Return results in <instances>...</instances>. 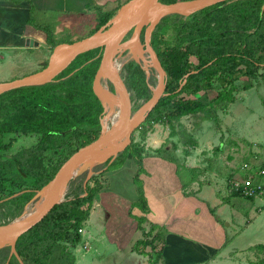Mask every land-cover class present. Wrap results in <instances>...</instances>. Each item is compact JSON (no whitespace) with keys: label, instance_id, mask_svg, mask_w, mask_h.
Returning a JSON list of instances; mask_svg holds the SVG:
<instances>
[{"label":"trees","instance_id":"obj_1","mask_svg":"<svg viewBox=\"0 0 264 264\" xmlns=\"http://www.w3.org/2000/svg\"><path fill=\"white\" fill-rule=\"evenodd\" d=\"M6 1L14 5H19L22 1L30 3L29 0ZM128 1L130 0L122 5ZM182 1L191 0H160L163 4ZM263 4L264 0H237L212 6L187 18L172 16L161 21L154 33L152 47L167 74L168 96L163 97L148 116L142 131L139 132L137 142L134 139L106 170L91 178L85 189L83 188L85 176L72 181L65 202L55 206L41 222L18 239L16 251L23 264H75L74 250L83 240L79 231L84 229L101 194L111 193L115 187L122 192L120 189L124 186L118 179L131 172L127 169L124 174L123 169L131 163L136 167L131 179L136 200L130 202L128 216L133 219V211L137 209L140 212L135 221L137 231L141 233V239L132 245L131 250L148 257L150 264L164 262L167 231L149 223L146 218L150 209L140 178L144 174L142 161L147 154L145 147L142 146L143 140L154 125H164L170 131V138L181 134L179 140L184 145L190 144L194 147V139L182 130L180 124L182 118L203 114L208 119L216 120L218 110L224 112L234 103L236 84L240 78H245L242 84L243 91L250 90L253 82L261 80L264 84V73L259 72L264 65ZM117 12L118 8L100 15L94 32L107 25ZM30 26L32 25L29 18L26 27L29 29ZM27 28L25 38H31L33 35L27 34ZM37 30L44 36L34 34L35 37L39 36L38 39L51 48L62 44L53 42L45 29ZM97 52L93 50L76 57L62 72L63 76H70L73 73L62 83L66 85L68 105L72 108H79V104L69 100V97L76 96L80 89L91 92V81L99 61L88 65L85 63L94 59ZM192 72L194 73L191 74ZM188 74L190 75L181 87ZM19 91L14 90L0 96V101L4 99L9 103L7 110L0 109V200L12 197L26 188L35 192L40 190L54 178L64 162L80 147L89 145L97 139V131L94 138L90 139L77 135L84 126L80 121L86 119L85 114H88L86 110H50L52 107L60 106L54 100L48 99L52 93L48 86L26 89L32 95L28 103L34 110H11L10 103ZM143 96L145 101L150 98L144 72ZM18 118L20 123L25 122L24 118L28 121L19 124ZM89 119L92 128H99L96 114ZM31 134L36 138V144L34 157L29 162L20 163L15 161L17 158L14 155L8 156L16 137ZM171 147L173 151L177 150V144L171 143ZM153 154L178 165L176 156L165 148H159ZM106 166L107 163L97 170L100 171ZM260 168H264V163ZM15 169L22 171L27 178H22L14 172ZM110 173H115V176ZM35 192L14 198L8 204H16L21 200L22 204L27 203L34 197ZM5 193L8 195L4 198ZM257 249L262 251L264 246ZM218 253L213 252L212 256ZM8 256V248L1 250L0 264H5ZM8 264L19 262L12 257ZM251 264H264V257Z\"/></svg>","mask_w":264,"mask_h":264},{"label":"rangeland","instance_id":"obj_2","mask_svg":"<svg viewBox=\"0 0 264 264\" xmlns=\"http://www.w3.org/2000/svg\"><path fill=\"white\" fill-rule=\"evenodd\" d=\"M2 1L5 0H0V2ZM126 1L45 0L44 9H38L35 4L30 2L28 4L32 5V8L28 18H30L32 26L27 28V34L34 35V31L37 29H45L55 43L70 44L81 41L91 34L98 24L100 15L114 11ZM7 9H2V11ZM43 44L46 43L41 41L39 47L35 48L36 46L33 45L34 47L30 46L29 50L0 49V83L20 79L38 71V63L46 61L50 56L51 47L48 49ZM259 72L264 73V65ZM155 77V75L151 77L154 84L157 82ZM244 79H240L236 84L234 103L230 104L224 112L218 110L216 120L208 119L203 114L180 120L182 130H185L187 135L189 134L194 139V147L190 144L184 145L179 140L182 137L181 134L170 138V131L164 125H154L142 143L147 153L146 156H155L153 153L159 148H165L176 156L178 159V165L175 164L176 174L184 187V192L197 195L196 189H201L202 196L212 189L213 198L220 201V205L215 204L214 199L207 201V204L211 207L210 210L225 232L226 244L223 249H219L216 256H209L213 260L204 264H247V261L250 264L256 262L260 254V258L264 257V253L255 248L264 245V211H259L262 203L260 204L258 200L251 201L231 195L227 187L229 181L242 175L241 170L245 164L260 168L264 163V84L261 80L253 82V87L250 90L243 91ZM134 139L136 142L139 140L137 134ZM30 141V139L17 141L10 148V154L14 153L15 148L28 145ZM171 143L177 144L176 151H173ZM113 168L110 167V169ZM110 175L115 176V173H110ZM126 178L125 176L121 177L120 184L125 189L121 187L120 190L128 197H132L134 191ZM222 180H225L226 183L224 188ZM192 181L196 185L191 186ZM7 195L8 193H5L3 197L5 198ZM113 200L119 202V199L115 197ZM114 210L118 221H122L124 210L121 211L117 208ZM97 212L94 211L86 221V235L89 236L86 242L88 250L80 253L74 252L75 264H150L148 257L131 250L132 245L141 239L140 232L137 231L133 234L127 246L119 244L115 246L110 242L105 231L106 216L102 215L101 219V215H96ZM133 214L134 217L131 220L136 222L135 217L140 216V212L135 209ZM100 220L101 222H99ZM100 226L101 229H97ZM95 227L102 232L104 229V235L109 242L104 238H95L89 234V231L93 232ZM101 234L98 233V236ZM168 238L167 234L164 249L170 248L176 243V241L168 242ZM184 238L194 241L187 236ZM84 243L85 236L78 247ZM181 244L184 247L191 246L188 242ZM158 246L159 244H157ZM209 247L212 248V246ZM185 263L189 262L185 261ZM162 264H167L165 259Z\"/></svg>","mask_w":264,"mask_h":264},{"label":"water","instance_id":"obj_3","mask_svg":"<svg viewBox=\"0 0 264 264\" xmlns=\"http://www.w3.org/2000/svg\"><path fill=\"white\" fill-rule=\"evenodd\" d=\"M231 1L237 0H191L173 4H163L160 0H130L119 8L115 17L106 26L101 27L93 35L71 44L57 45L48 65L42 71L11 82L0 83V96L21 88L45 86L51 83L76 57L104 47L100 67L93 81V91L106 109L105 111L113 117L110 126L107 125V121L102 122V132L98 139L70 156L54 178L35 192L34 197L18 217L0 226V251L9 249L5 264H8L12 257H15L19 264H23L16 251L18 239L41 222L55 206L65 202L72 181L85 176L83 182L85 189L91 178L106 170L107 166L130 146L134 131L146 121L160 100L168 96L165 93L167 74L150 45L151 35L160 22L172 16L187 18L204 9ZM262 11H264V4ZM106 27L108 28L103 31ZM143 28H146V32L144 45H141L139 36ZM132 29L129 40L121 44ZM26 41L25 38L26 45L38 46V43L32 39H29L28 43ZM125 51H128L127 57L130 60L138 61L143 55V71L146 78L149 79L153 71L157 79L156 85L149 87L151 97L134 113H131L124 101L119 104L118 98L113 97L101 84L102 81L110 80L115 85L117 93L123 97L125 90L118 78V68L113 60L119 52ZM146 58L149 60L146 61ZM189 75L185 76L181 87ZM106 163L107 166L104 169L95 172V169Z\"/></svg>","mask_w":264,"mask_h":264},{"label":"crops","instance_id":"obj_4","mask_svg":"<svg viewBox=\"0 0 264 264\" xmlns=\"http://www.w3.org/2000/svg\"><path fill=\"white\" fill-rule=\"evenodd\" d=\"M30 2L33 5L35 4L38 9L45 8V0H30ZM28 3V1H22L19 5H14L6 0L0 2V46L2 42L4 44H16L17 41L21 40L24 41L26 46V22L29 19V11L32 6H29ZM9 7L11 8L7 9ZM2 9L7 10L2 11ZM38 31H34L36 36L38 34H41V37L44 36ZM35 35L31 38H26V42L28 43L29 39H32L34 42L41 44L42 40L38 39V37L36 38ZM142 164L144 174L140 178L143 182L144 194L150 209V213L146 217L147 221L166 229L169 235L168 242L176 241L170 248L164 249L163 256L167 264H204L213 260L209 256H212L213 252H219V249H223L227 240L222 226L219 225L216 216L210 210L211 207L207 204V201L214 199L213 190L211 189L210 192L204 193L202 196L201 189H196L197 195H190L187 191L184 192V187L176 174L175 164L166 159L157 156H144ZM135 168L132 163L124 168V174L127 169L129 172L131 171L125 175L129 185H131ZM194 185L196 183L192 181L191 186ZM222 187H226L225 180H222ZM123 189L125 188L123 187ZM113 197L119 199V202L113 200ZM135 200V195L128 197L127 194L119 192L115 187L111 193L101 194L99 201L94 205L91 214L94 211H98L96 215H101V219L103 218L102 215L106 216L105 231L110 242L115 246H117L116 244L127 246L133 234L137 233L136 222L132 221L128 216L130 202ZM256 200L260 204L263 201L260 199ZM213 202L220 205L219 200L214 199ZM114 208L121 211L122 209L124 210L121 217L122 221L119 222L116 218ZM136 213L139 214L138 212ZM97 229H101V226L97 227ZM97 229L95 227V230L93 232L89 231V234L95 236V238H104L109 242L104 235V229L103 232ZM84 230L86 231V227H84ZM98 233L102 234L98 236ZM186 236L194 241L185 239L184 237ZM86 237L88 236L86 235ZM182 242H188L191 246L184 247L181 244ZM209 246H212V248ZM261 252L264 253V250ZM185 261L189 263H185Z\"/></svg>","mask_w":264,"mask_h":264},{"label":"flooded vegetation","instance_id":"obj_5","mask_svg":"<svg viewBox=\"0 0 264 264\" xmlns=\"http://www.w3.org/2000/svg\"><path fill=\"white\" fill-rule=\"evenodd\" d=\"M117 8L119 10V6ZM107 28L108 27H106L103 31H105ZM94 29H95V27H94ZM94 29L91 32V34L88 35L87 37L93 35L94 33H96L99 30L98 29L97 31L94 32ZM155 30L153 31V33L151 35V42H150L151 47H152V41H153V36H154ZM132 32H133V29L131 31H129V33L124 37L121 44H124L125 42H127V40H129L130 36L132 35ZM145 32H146V28H143L141 30V33L139 36L141 45H144ZM39 45L40 44H38L37 47H39ZM43 45H46V47L48 49L50 47V46H47V44H43ZM32 47H34V46H32ZM37 47H35V48H37ZM0 49H2V50H19V49L29 50L30 45L25 46L24 41H22V40L17 41L16 44L15 43H5L4 44V42H2ZM152 49H153V47H152ZM96 50L98 52H97L95 58L90 60L89 62H86L85 65H88L90 63H94L95 61H99V66L96 70V73H97V71L100 67L101 59L103 57L104 47L98 48ZM52 53H53V48H50V56L47 58L46 61L38 63L39 68H38V71H36V72L42 71L48 65ZM127 54H128V51L121 52V53L119 52L113 60L115 66L118 68V78H119L120 82L122 83L124 90H125L123 97L117 93L115 85L110 80L102 81L101 84L104 88H106L110 92V94L113 97L118 98L119 104L122 101H124L128 105L131 113H134L145 102V100L143 99L144 98V96H143L144 60H143V55L140 56L138 61L130 60L129 57H127ZM139 60H141V61H139ZM148 60L149 59L146 58V61H148ZM158 61L160 62L159 59H158ZM66 68L64 70H66ZM62 72L59 73L53 79V81L51 83L45 85V86H48L50 91H52V93L48 96V99L54 100L56 102V104H59V106H60V108H57L56 106L52 107L50 110H86V112H88V114L87 113L85 114L86 119L80 121L82 124H84V126L82 127V130L80 131V133H78L77 135H80V136L83 135L84 138L90 139V138H94L95 133L97 131V139H98V137L100 136V134L102 132V122L105 120V121H107V125L110 126V122L112 120L111 118H113V117L109 116V113L107 111H105L106 109L103 107L100 100L97 98V96L95 95V93L93 91V81H94L96 73L94 74V77L91 81V92L89 90L83 91L82 89H80L77 91L78 93L76 94V96L69 97L70 98L69 100L76 101L79 104V108H72L68 105L69 101H68L66 85L62 84V83L65 82L69 77H71L73 75V73L70 76H63ZM32 74H34V73H32ZM153 75H154L153 71H151V76L149 79H147L146 75H145V83H146V86L148 87V90L150 92V97H151L152 93H151L149 87L150 86L154 87L156 85L151 80V77ZM23 77H25V76H23ZM240 79H242V78H240ZM50 85H52V86H50ZM41 87H44V86H41ZM166 88H167V79H166L165 93H166ZM26 89H29V88L17 89V91H19V90H21V91L17 92L13 96V101L10 103V106H12L11 110H14V111L34 110L32 107H30V105L28 103L30 101L32 95L30 94V92H27ZM8 108H9V103L7 101H5L4 99H2L0 101L1 111L7 110ZM115 110H118V109H115ZM95 114L98 117L99 128L95 127V129H94L90 126L91 119H89V118H92L93 115H95ZM87 116H89V117H87ZM80 119H81V117L78 118V120H80ZM19 120H20V118H18L19 124H24L28 121V119L24 118L23 120L25 122L20 123ZM143 124L138 129H136L134 131V133L131 136V142L134 140L135 134H137L139 136V132H141L143 129ZM28 139L31 140L28 145H23V146L15 148L14 153L9 154L8 156L14 155L17 158V160L15 159V161H19L20 163L29 162L31 160V158L34 157L33 151H34L35 144H36V138L34 137V135L31 134L28 136H18V137H16V141L13 144H15L17 141H20V140L25 141ZM76 142H78V141H76ZM11 160L13 161V157ZM14 172L18 173L22 178H27L26 176H24V173L20 170L15 169ZM95 172L97 173V172H99V170L95 169ZM29 177H30V175H29ZM31 192H35V191L33 189L26 188V189L21 190L20 192L16 193L15 195H17V196L14 198L24 196L25 194H28ZM14 198L9 197V198H5L3 200H0V226L6 225L9 222H11L13 219L18 217L22 213V211L24 210V207L27 205V203H29V201H28L27 203L24 202L22 204V200H21V201H18L16 204H11V203L8 204V202ZM23 201H24V199H23ZM15 214H17V215L15 216Z\"/></svg>","mask_w":264,"mask_h":264},{"label":"built area","instance_id":"obj_6","mask_svg":"<svg viewBox=\"0 0 264 264\" xmlns=\"http://www.w3.org/2000/svg\"><path fill=\"white\" fill-rule=\"evenodd\" d=\"M241 172V176H237L227 184L229 193L246 200H263L259 211H264V168H254L245 164ZM79 233L82 237L85 236V243L81 247H78V245L74 250L75 253L88 250L86 242L89 236L86 237V231L84 229L80 230Z\"/></svg>","mask_w":264,"mask_h":264},{"label":"bare ground","instance_id":"obj_7","mask_svg":"<svg viewBox=\"0 0 264 264\" xmlns=\"http://www.w3.org/2000/svg\"><path fill=\"white\" fill-rule=\"evenodd\" d=\"M139 61H141V60H139Z\"/></svg>","mask_w":264,"mask_h":264}]
</instances>
